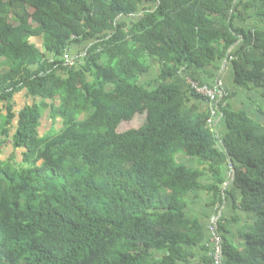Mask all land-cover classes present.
<instances>
[{"label":"trees","instance_id":"trees-1","mask_svg":"<svg viewBox=\"0 0 264 264\" xmlns=\"http://www.w3.org/2000/svg\"><path fill=\"white\" fill-rule=\"evenodd\" d=\"M224 62L264 98V0H0V147L15 154L0 158V264H190L210 252L187 213L206 174L213 203L239 196L256 216L244 247L218 220L226 264H264V125L224 88L220 138L211 110L191 105L207 100L175 84ZM23 92L36 101L18 110ZM45 114L59 133L42 135ZM138 116L139 130L118 133Z\"/></svg>","mask_w":264,"mask_h":264},{"label":"crops","instance_id":"crops-1","mask_svg":"<svg viewBox=\"0 0 264 264\" xmlns=\"http://www.w3.org/2000/svg\"><path fill=\"white\" fill-rule=\"evenodd\" d=\"M79 52L77 48L76 53ZM74 53V52H72ZM71 53V54H72ZM154 69L152 73L144 78V82L152 80L158 73V64L152 62ZM189 76L203 83H213L217 80L222 81L224 88L233 95L230 104L234 111H245L249 113V116L258 123L264 125V113H260L261 109H264V98L262 97L261 89H253L250 86V90L238 88L235 85V74L231 64L227 62L217 63L213 67L205 71L192 70L189 72ZM187 74L182 73L176 80L175 84L178 85L181 90H186V79L189 77ZM36 99L27 97L26 93H19L14 97L16 108L19 110L25 105L32 104ZM198 105L202 109H208L209 106L203 101L191 100V105ZM263 107V108H262ZM53 121V120H52ZM60 121V120H59ZM58 121V122H59ZM47 123L46 126H49ZM217 134L220 138L226 135V128L224 124L217 120L215 123ZM59 129V128H58ZM16 131V127L12 132ZM41 132V129H40ZM176 161L189 170H201V166L198 160L190 159L184 155H178ZM228 169L225 168V176L228 177ZM201 185L205 188L199 192H194L187 197L188 208L187 213L190 219H198L206 228V232L209 234L208 227L213 217H218L223 224L227 223V231L224 232L227 240L234 243L237 246H245V234L248 231L249 226L253 225L256 221L254 214L243 211L238 206L239 196L227 197L222 203H213L214 197L206 190L207 187L213 184V179L210 175H204L200 179ZM235 218V220H234ZM209 255V252H205L202 249L196 250V256L192 259L190 264H204L203 258Z\"/></svg>","mask_w":264,"mask_h":264},{"label":"built area","instance_id":"built-area-1","mask_svg":"<svg viewBox=\"0 0 264 264\" xmlns=\"http://www.w3.org/2000/svg\"><path fill=\"white\" fill-rule=\"evenodd\" d=\"M83 55L84 54L72 56L68 53L65 56L64 64L67 67L72 68L80 62V59L84 57ZM186 83L191 91L207 100L206 102L209 106V109L211 110L213 118V120L209 121V125L214 127V120L218 119L219 104L228 96L224 91V84L222 83V81L218 80L213 88H209L207 86H202L201 84L193 81L190 78H187ZM232 178L233 177H231V179ZM218 220V217H213L208 227L210 234V243L208 245L210 248L209 255L213 259V264H226L223 247L224 241L218 227Z\"/></svg>","mask_w":264,"mask_h":264},{"label":"rangeland","instance_id":"rangeland-1","mask_svg":"<svg viewBox=\"0 0 264 264\" xmlns=\"http://www.w3.org/2000/svg\"><path fill=\"white\" fill-rule=\"evenodd\" d=\"M29 22L34 24L32 20H29ZM87 46H88V43L78 45L77 47H80L79 48V54H83L84 49ZM4 115H6L5 111L0 112V123H1V117ZM59 120L60 119L57 118L56 120L53 119V121H52L48 117V115L45 114V116L42 120V126H41L42 135H55V134L59 133L62 129L61 128V121H59ZM145 121H146V116H142V117L138 116L134 119L133 122L121 124L119 129H118V133L124 134L125 132H128L130 130H139L144 125ZM47 123H50L49 126H46ZM49 132H51V133L48 134ZM0 158L7 159V160L11 159L13 162L15 161V154L12 151L10 143H7V144L3 145L2 147H0ZM199 163L201 166L202 163L201 162H199Z\"/></svg>","mask_w":264,"mask_h":264},{"label":"water","instance_id":"water-1","mask_svg":"<svg viewBox=\"0 0 264 264\" xmlns=\"http://www.w3.org/2000/svg\"><path fill=\"white\" fill-rule=\"evenodd\" d=\"M234 176H236V175L234 174Z\"/></svg>","mask_w":264,"mask_h":264}]
</instances>
